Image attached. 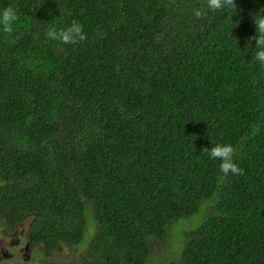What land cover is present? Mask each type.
<instances>
[{
	"label": "trees",
	"instance_id": "16d2710c",
	"mask_svg": "<svg viewBox=\"0 0 264 264\" xmlns=\"http://www.w3.org/2000/svg\"><path fill=\"white\" fill-rule=\"evenodd\" d=\"M234 2L0 0L19 16L0 32L5 224L31 216L32 244L86 247L63 264H154L151 243L169 235L162 264H264V66L251 40L264 0ZM73 20L85 41L47 38ZM217 143L243 174L218 179L205 150ZM203 205L200 225L174 236Z\"/></svg>",
	"mask_w": 264,
	"mask_h": 264
},
{
	"label": "rangeland",
	"instance_id": "374dc122",
	"mask_svg": "<svg viewBox=\"0 0 264 264\" xmlns=\"http://www.w3.org/2000/svg\"><path fill=\"white\" fill-rule=\"evenodd\" d=\"M204 208L205 205L195 214L175 221L172 224L174 236L184 235V233L198 227L206 217ZM31 220V216H25L16 226L9 228L0 218V264H63L66 260L75 263L83 262L85 246L78 248L63 244L53 250H47L42 244L29 242L28 228ZM88 233L90 234L89 231ZM172 242L174 249H176L179 239L173 241L172 235H169L163 242L153 240L150 262L157 260V263L154 264H162L161 259L170 257L173 251ZM176 255L174 254L173 258Z\"/></svg>",
	"mask_w": 264,
	"mask_h": 264
},
{
	"label": "clouds",
	"instance_id": "9594fccd",
	"mask_svg": "<svg viewBox=\"0 0 264 264\" xmlns=\"http://www.w3.org/2000/svg\"><path fill=\"white\" fill-rule=\"evenodd\" d=\"M207 7L212 11L221 10L224 8H236L234 0H207ZM196 18H200L202 12L200 9H194ZM19 16L16 9L9 5L0 10V32L12 36L14 29L13 25L18 21ZM255 32L256 34L251 37L255 41L257 51L255 59L264 66V16L255 19ZM48 39L58 41L64 45H78L87 39L84 27L81 23L73 20L68 26L61 28H50L46 32ZM210 158L219 160V171L222 174L218 179H223L229 172L233 175L243 174V169L234 162L235 149L231 144L217 143L210 149L206 148Z\"/></svg>",
	"mask_w": 264,
	"mask_h": 264
}]
</instances>
